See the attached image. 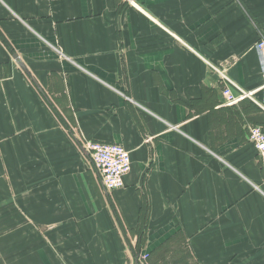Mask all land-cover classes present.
<instances>
[{
  "label": "crops",
  "instance_id": "0c3cea01",
  "mask_svg": "<svg viewBox=\"0 0 264 264\" xmlns=\"http://www.w3.org/2000/svg\"><path fill=\"white\" fill-rule=\"evenodd\" d=\"M259 30L264 0H0V264H264Z\"/></svg>",
  "mask_w": 264,
  "mask_h": 264
},
{
  "label": "built area",
  "instance_id": "2783aa9c",
  "mask_svg": "<svg viewBox=\"0 0 264 264\" xmlns=\"http://www.w3.org/2000/svg\"><path fill=\"white\" fill-rule=\"evenodd\" d=\"M254 48L257 51L261 73L264 78V31L259 30ZM221 90L223 104L232 106L246 98L252 99L253 92H246L233 84L226 76ZM236 88V90L234 89ZM248 140L254 146L261 169L264 174V124H253L248 128ZM79 151L90 162L97 180L105 193H112L114 190L124 187L125 176L130 171L131 160L129 151L119 142L104 140L78 141ZM139 261L144 254H137Z\"/></svg>",
  "mask_w": 264,
  "mask_h": 264
},
{
  "label": "rangeland",
  "instance_id": "374dc122",
  "mask_svg": "<svg viewBox=\"0 0 264 264\" xmlns=\"http://www.w3.org/2000/svg\"><path fill=\"white\" fill-rule=\"evenodd\" d=\"M140 242H135L134 245H132V253H133V257L135 258V256L139 253H141L140 247H139ZM143 253V252H142ZM146 258L147 257H143L141 259L142 263L141 264H146Z\"/></svg>",
  "mask_w": 264,
  "mask_h": 264
},
{
  "label": "water",
  "instance_id": "95a60500",
  "mask_svg": "<svg viewBox=\"0 0 264 264\" xmlns=\"http://www.w3.org/2000/svg\"><path fill=\"white\" fill-rule=\"evenodd\" d=\"M23 69H24V68H23ZM138 257H139L138 255L135 256V264H139V263H138V262H139Z\"/></svg>",
  "mask_w": 264,
  "mask_h": 264
},
{
  "label": "trees",
  "instance_id": "16d2710c",
  "mask_svg": "<svg viewBox=\"0 0 264 264\" xmlns=\"http://www.w3.org/2000/svg\"><path fill=\"white\" fill-rule=\"evenodd\" d=\"M144 203H146V201Z\"/></svg>",
  "mask_w": 264,
  "mask_h": 264
}]
</instances>
